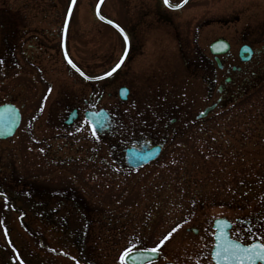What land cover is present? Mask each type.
I'll list each match as a JSON object with an SVG mask.
<instances>
[{
  "label": "rangeland",
  "instance_id": "1",
  "mask_svg": "<svg viewBox=\"0 0 264 264\" xmlns=\"http://www.w3.org/2000/svg\"><path fill=\"white\" fill-rule=\"evenodd\" d=\"M98 1L76 0L65 38L66 51L95 77L110 71L125 49L123 37L96 17ZM252 2L261 5L255 14L264 16V0ZM69 3L0 0V31L12 22L7 33L13 42L14 34L19 39L28 31L31 40L33 33L35 48L25 52H46V64L59 65L56 89L69 77L61 54ZM232 5L189 0L169 10L163 0L104 1L101 14L130 43L123 75L110 80L108 107L118 106L114 93L125 76L135 101L126 109L139 115L142 131H159L168 114L179 121L160 157L136 170L119 168L93 140L92 160H75L69 148L59 147L71 145L72 135L47 129L26 136L22 126L14 138L0 141V193L9 200L0 199V264H120L126 248H154L169 233L159 250L179 259L193 251L189 227L205 228L222 217L264 220V91L239 110L228 103L196 119L213 101L210 88L221 77L208 46L219 36L231 37ZM22 210L30 216L23 219Z\"/></svg>",
  "mask_w": 264,
  "mask_h": 264
},
{
  "label": "flooded vegetation",
  "instance_id": "2",
  "mask_svg": "<svg viewBox=\"0 0 264 264\" xmlns=\"http://www.w3.org/2000/svg\"><path fill=\"white\" fill-rule=\"evenodd\" d=\"M255 4L252 0H233L232 18L228 22L231 37L229 40L223 36L218 37L228 41L230 49L228 54L220 56L218 60L212 56L211 63L216 68L215 72L220 73L221 77L219 79V75L216 76L214 85L210 88V98L213 101H210L207 106L217 104L216 109H220L230 103L239 110L244 101H248L255 93L264 91V16L261 12L260 16L255 14L256 9L261 6L259 3ZM162 19L172 23L170 18ZM228 23L226 22V25ZM12 25V22L9 25L6 22L4 24L6 32L0 31V107L12 105L19 110L21 123L16 135L22 126L27 127L24 131L26 136L39 135L46 129L52 133H58L61 137L72 135L71 145L64 143L59 147L69 148L75 160L83 161H91L93 158L92 146L88 145L93 140L97 143L99 152L105 150L107 156L110 155L119 168L126 170H131L129 165L133 163V156L136 158L137 154L148 153L154 146L163 144L165 147L168 144L172 127L179 118H170L172 115L168 114L163 116L164 124L159 131L156 129L154 133L142 131L140 122L137 120L139 115L129 113V109H126L131 102L135 103V101H133L132 88L127 86L125 76L124 80L121 79L119 88H127V100H120L117 90L114 95L118 98V106L115 111L108 107L109 99L113 95L110 92V80L117 74L121 78L123 73L120 75V70L122 71L130 53L123 61L121 69L112 77L97 79L104 74L97 77L89 74L77 64L70 52H61L62 67L68 70L69 77L56 89L59 65L48 66L43 58L46 52H25L26 49L35 48L31 41L34 35L32 33L30 40L27 27L25 28L27 32L22 34V38L18 39L14 34L16 40L13 42L11 32L7 33ZM20 39H23L22 42ZM244 52H251V57L243 60L248 56ZM56 53L53 52L52 55ZM69 60L72 64H69ZM73 64L75 67L72 66ZM15 77L20 80L16 81L21 83L20 97L18 93L14 94ZM102 110L107 111L108 114L107 117L98 121L100 129L97 130V136H94L92 125L88 119L85 120V117ZM43 139L42 137L41 143ZM82 140L85 142L83 143ZM42 151L45 156V149ZM46 152L48 153L49 150ZM104 160L106 161L103 157ZM27 171V178L30 179L31 171L29 168ZM29 199L33 200L31 197ZM26 213L30 215L29 212ZM231 224L229 237L239 238L242 243L250 242L249 229L257 235L264 233V220L261 219L236 220L231 221ZM206 227L200 225L186 229L185 233L196 238V241L189 243L194 247L188 245L193 248L192 254L188 253L177 259L172 256V253L166 256L162 250H159L161 259L155 264H214L212 251L215 230L212 223Z\"/></svg>",
  "mask_w": 264,
  "mask_h": 264
},
{
  "label": "water",
  "instance_id": "3",
  "mask_svg": "<svg viewBox=\"0 0 264 264\" xmlns=\"http://www.w3.org/2000/svg\"><path fill=\"white\" fill-rule=\"evenodd\" d=\"M104 0H100V2L98 3L99 7H96V15L98 17L99 20H101L102 22L110 25L111 27H113L117 32H119L120 34L125 35V33L121 32V28L115 24L113 21L103 17L100 14V7L101 4L103 3ZM176 8H180V7H176ZM99 12V15L97 14ZM100 17H103L104 19H101ZM69 21V16L67 17L66 20V25H65V31H66V27ZM111 21V23L109 22ZM118 26V27H117ZM64 31V34H65ZM128 43L126 46V52H128ZM229 49V45L228 43L223 40H217L214 43L211 44L210 46V50L211 53L215 56L219 55V54H224L226 53V51ZM243 52H241L242 54ZM246 53L248 56L246 58H243V60H247L249 59V57H251V52H244ZM121 65V63H120ZM117 69V68H116ZM120 94L122 95V99L125 100L126 96H127V91L124 89L120 90ZM125 92V93H123ZM215 108V105L210 106L208 108H206L202 113H200L197 116V119H201V118H205L209 115V113H211ZM103 117H107L106 113H102L101 115L98 116V118L94 119V116H88L89 120L91 123H95V127L96 129H100L98 126V121H100ZM20 114H19V110L16 109L14 106L12 105H5L0 107V140H7L9 138H12L17 130V128L19 127L20 124ZM162 151V146H156L154 147L150 152L148 153H142V154H137L136 158L138 156V159L134 158V156L132 157L133 163H130V167L137 169L141 166H144L152 161H154L155 159H157L160 155ZM230 227V223L226 220V219H217L214 221V229L216 230V236H215V245L218 242L217 241V237L220 236L221 234L227 235L229 237L228 234V229ZM214 250H215V246H214ZM213 250V252H214ZM133 256H135L137 259L135 261L132 260H127V264H148L149 261L155 262L159 259V253L158 254H152L151 252H146L144 250H136L133 251L132 254ZM215 262V260H214ZM260 261H258L257 263H259ZM264 264V262H261Z\"/></svg>",
  "mask_w": 264,
  "mask_h": 264
},
{
  "label": "snow or ice",
  "instance_id": "4",
  "mask_svg": "<svg viewBox=\"0 0 264 264\" xmlns=\"http://www.w3.org/2000/svg\"><path fill=\"white\" fill-rule=\"evenodd\" d=\"M102 2V0H101ZM76 4V0H70L69 7L67 9V14L71 17L73 6ZM164 4L171 6L169 4V0H164ZM181 5H176V7H180ZM99 7V5H97ZM99 15V12L97 13ZM104 19L103 17H100ZM111 23V21H109ZM118 27V26H117ZM123 33V30H120ZM124 40L127 42L128 37L124 35ZM123 62V58L120 63ZM120 63H117L115 68L112 69L114 72L116 68L120 67ZM69 64H72L71 60H69ZM75 67V65H72ZM79 71V69H77ZM83 75V73H81ZM107 75H111L109 72ZM99 114H94V119L98 118ZM87 120V117H85ZM92 132L94 136H97V129L95 127V123H92ZM175 231V230H173ZM248 243L240 242L239 238L231 239L227 235L221 234L217 237V243L215 245V250L213 252V259L215 260V264H257L258 261L264 262V233L259 235L252 233L251 229L248 230ZM171 236V233L168 236H165L164 240L160 241V245H163L165 241ZM160 245H157L151 249H144L146 252H151L152 254H158ZM133 252V247L130 246L126 248L121 256L120 264H127V260L135 261L137 258L131 255ZM23 264V262H21ZM149 264L151 262L149 261Z\"/></svg>",
  "mask_w": 264,
  "mask_h": 264
}]
</instances>
